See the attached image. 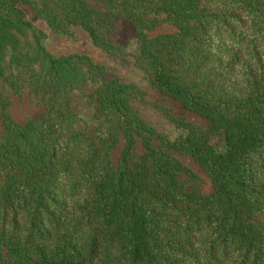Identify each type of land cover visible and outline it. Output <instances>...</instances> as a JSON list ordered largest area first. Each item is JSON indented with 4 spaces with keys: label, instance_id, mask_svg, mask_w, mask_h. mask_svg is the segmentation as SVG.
Returning a JSON list of instances; mask_svg holds the SVG:
<instances>
[{
    "label": "trees",
    "instance_id": "16d2710c",
    "mask_svg": "<svg viewBox=\"0 0 264 264\" xmlns=\"http://www.w3.org/2000/svg\"><path fill=\"white\" fill-rule=\"evenodd\" d=\"M93 1L107 16L0 0V82L18 90L28 70L45 102L20 125L0 85V264H264V0ZM33 18L108 52L133 37L174 105L87 54L53 55ZM83 67L99 82L92 135L69 94Z\"/></svg>",
    "mask_w": 264,
    "mask_h": 264
},
{
    "label": "rangeland",
    "instance_id": "374dc122",
    "mask_svg": "<svg viewBox=\"0 0 264 264\" xmlns=\"http://www.w3.org/2000/svg\"><path fill=\"white\" fill-rule=\"evenodd\" d=\"M87 1L92 7L107 16L106 9L102 5L93 0ZM34 20L37 26L47 34L44 44L53 55L87 54L95 61L108 67L109 76L121 77L126 81L135 83L147 93V97L152 101L161 102L167 106L174 105L171 99L163 97L153 90L150 81L138 64L139 45L138 41L133 37L123 39L124 42L122 39H118L119 48L108 52L96 46L89 33L80 26L66 24L63 30L54 31L44 21L40 19ZM126 29L127 33L121 27L118 36L125 38L124 35H131V30L128 27ZM83 76V83L79 87L71 89L69 94L73 111L87 123L86 135H92L98 132L101 123L95 115L98 100L95 90L99 82L89 79L85 67H83ZM15 78L18 79L20 84V89L18 90L3 81L0 82L1 90L10 102L12 116L20 125H24L30 119H40L45 110V102L37 92L36 77L27 70L23 72L22 77L16 75ZM186 163L190 166L192 165L190 161H186ZM207 188L208 186L205 189Z\"/></svg>",
    "mask_w": 264,
    "mask_h": 264
}]
</instances>
